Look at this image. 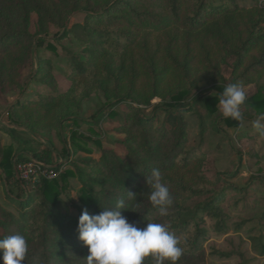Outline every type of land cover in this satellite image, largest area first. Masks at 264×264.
Returning <instances> with one entry per match:
<instances>
[{
  "label": "rangeland",
  "instance_id": "rangeland-1",
  "mask_svg": "<svg viewBox=\"0 0 264 264\" xmlns=\"http://www.w3.org/2000/svg\"><path fill=\"white\" fill-rule=\"evenodd\" d=\"M45 1L50 4V0ZM95 1L104 3L107 0ZM236 2L242 6L241 11L220 21L208 22L193 32L167 20L155 26L134 23L138 31L133 43L119 58L122 72L118 85L103 79L99 86L89 85L87 90L79 92L76 103L61 95L71 88L69 57L71 54L81 56L85 43L74 31L63 33L60 26L63 20L49 22L30 5L28 31H45L47 38L42 47L33 48L30 61L26 59L22 43L0 52V70L4 78L0 84V121L14 128L21 138H13L0 128V162L6 148L11 149L15 157L31 154L39 147L22 139L36 140L42 149L51 148L53 170L58 175L67 170L74 173L67 176L60 195L74 211L71 202H78L81 187L77 167L99 173L111 184L120 186L116 173L110 175L98 167L91 169L84 161L99 160L105 150L119 157L126 156L125 140L134 136L125 125L133 114L128 105L143 115H157L155 125L160 126L165 116L164 104L187 89L188 95L183 99L187 107L180 109L187 123L186 149L198 147L200 153L185 165L174 163L160 168L162 182L170 194H179L182 185H205L223 194L218 202L228 215L223 229H217L208 214L201 219L206 229L204 264H264V136L252 127V121L260 113L249 104L242 105L244 119L238 125L226 126L219 101L211 115L200 103H194L196 97L214 95L215 86L225 88L234 83L244 87L247 99L257 93L264 97V66L247 72L235 70L236 57L229 52L246 32L250 11L255 5L264 6V0ZM148 8L165 15L160 1ZM0 12L15 14L1 1ZM82 20L83 14L76 13L66 18L65 26L71 27ZM47 43L53 48L47 47ZM37 56L51 63L54 84L40 79V73L36 72ZM117 95L125 100L116 103ZM41 96L53 99L39 105L37 101ZM30 101L36 103L31 105ZM111 109L120 114L102 118ZM167 125L168 128L172 126L170 122ZM66 151L68 155H64ZM40 178L42 176L29 180L25 190H30ZM8 192L21 195L18 186L6 182L0 165V238L8 236L1 225L5 220L3 213L18 214ZM140 192L150 193L146 183L141 185ZM210 194L182 197L180 202L193 206ZM136 203V198L132 197L127 207L132 208ZM217 251L231 254L220 256Z\"/></svg>",
  "mask_w": 264,
  "mask_h": 264
},
{
  "label": "trees",
  "instance_id": "trees-1",
  "mask_svg": "<svg viewBox=\"0 0 264 264\" xmlns=\"http://www.w3.org/2000/svg\"><path fill=\"white\" fill-rule=\"evenodd\" d=\"M0 1L15 12L13 15H3L0 12V52L22 43L25 44L26 59L30 61L33 48L42 47L46 42L45 31L30 33L27 29L30 5L49 22L58 23L63 20L60 24L64 29L63 33L74 31L84 41L82 55L71 54L69 57L68 76L71 79V88L61 95L67 97L68 101L72 100L71 103L77 102L79 92L87 90L89 85L99 86L103 79L118 85L122 72L119 58L133 43L138 31L134 23L155 26L167 20L187 32H193L208 22L220 21L227 15L243 9L236 0H107L104 3L95 0H50L49 5L45 0ZM159 1L165 8L164 16L148 8ZM76 13L83 14L82 22L66 27V18ZM248 17L246 32L238 39L232 50H228L236 57L234 69H240L241 72L264 66V6L255 5ZM46 46L53 48L51 43H47ZM259 48L261 50L258 53ZM36 59V72L40 73V79L54 84L51 63L41 56H37ZM3 82V72L0 70V84ZM214 89V95L196 97L194 101L204 106L210 115L224 87L217 85ZM188 92L184 89L164 104L165 116L160 126L155 125L157 115H143L131 104L128 105L133 114L126 120L125 125L131 129L134 136H129L125 140L126 156L119 157L114 152L105 150L99 160L84 161L91 169L98 167L110 175L116 173L120 186L111 184L99 173L77 167L76 173L81 187L78 202H71L74 211L60 196L65 188L67 176L74 174L72 171L67 170L51 179L42 177L33 183L30 190H25L27 182L20 180L16 175V165L30 158L51 163V148L42 149L40 142L22 139L25 143L37 144L39 147L31 154L15 157L11 149L6 148L3 151L0 165L5 173L6 182L18 186L21 195H12L8 192L18 214L4 212L5 220L1 225H4L5 234L8 236L21 234L26 237L29 251L25 264H85L84 258L88 255V250L78 239L77 232L81 211L86 209L90 215L99 214L104 208L114 206L118 199H124L127 205L132 197L136 198L137 203L132 208L120 210L129 222L141 229L148 222L165 224L179 239V246L183 249V254L176 264H204L206 229L201 219L208 214L214 219L215 227L223 229L228 218L218 206L223 194L205 185L197 187L182 185L179 187V194H170L173 203L168 208L169 214L161 217L158 209L152 206L148 198L150 193L140 192L141 185L146 183L153 169L170 167L174 163L185 165L200 153L198 147L186 149L187 123L183 120L180 109L187 107L183 104V99ZM52 99L41 96L37 103L45 105ZM124 100L122 96H118L116 103ZM28 103L34 105L36 101ZM246 104L261 113L264 108V97L259 93L254 94L246 99L243 105ZM189 108L192 109L193 106ZM118 114L120 113L111 109L102 115V118H112ZM222 121L226 126H235L239 123L224 117ZM168 122L172 125L170 128ZM0 128L6 130L13 138L21 139L14 128L6 126L1 121ZM68 154L66 151L64 155ZM208 193H211L210 196L193 206L180 202L182 197L188 199ZM216 253L226 257L231 254L223 251ZM0 264H3L2 260ZM144 264H154V260L146 257ZM165 264H168V261H165Z\"/></svg>",
  "mask_w": 264,
  "mask_h": 264
},
{
  "label": "clouds",
  "instance_id": "clouds-1",
  "mask_svg": "<svg viewBox=\"0 0 264 264\" xmlns=\"http://www.w3.org/2000/svg\"><path fill=\"white\" fill-rule=\"evenodd\" d=\"M246 99L243 86L228 84L220 94V113L225 119L242 121L241 106ZM252 127L264 136V112L252 121ZM146 184L150 189L148 198L152 206L158 209L161 217L167 216L173 199L169 188L162 182L159 169L152 170ZM121 209H128L124 199H118L114 206L104 208L99 214L90 215L86 209L81 211L77 232L78 239L87 246L85 264H144L146 257H151L154 264H165V261L176 264L183 254L176 235L162 223L148 222L144 228H138L121 214ZM28 251L24 235L0 238V260L3 264H25Z\"/></svg>",
  "mask_w": 264,
  "mask_h": 264
},
{
  "label": "built area",
  "instance_id": "built-area-1",
  "mask_svg": "<svg viewBox=\"0 0 264 264\" xmlns=\"http://www.w3.org/2000/svg\"><path fill=\"white\" fill-rule=\"evenodd\" d=\"M51 163L36 158H30L16 165V175L20 180L25 182H29V180L39 176L48 179L54 178L58 175V172L53 170Z\"/></svg>",
  "mask_w": 264,
  "mask_h": 264
}]
</instances>
